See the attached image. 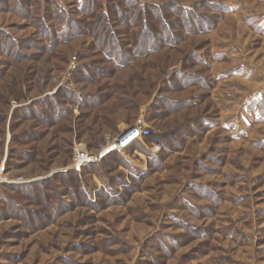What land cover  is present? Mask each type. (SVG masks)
I'll list each match as a JSON object with an SVG mask.
<instances>
[{"label": "rangeland", "instance_id": "1", "mask_svg": "<svg viewBox=\"0 0 264 264\" xmlns=\"http://www.w3.org/2000/svg\"><path fill=\"white\" fill-rule=\"evenodd\" d=\"M0 174V264H264V0H0Z\"/></svg>", "mask_w": 264, "mask_h": 264}, {"label": "built area", "instance_id": "2", "mask_svg": "<svg viewBox=\"0 0 264 264\" xmlns=\"http://www.w3.org/2000/svg\"><path fill=\"white\" fill-rule=\"evenodd\" d=\"M76 60L74 59L71 62L69 73L72 74L76 70ZM136 129H130L128 130L124 135H122L116 142L108 143L106 147H103L100 151V153L97 156V160H101L106 154L109 152H120V151H128L132 147L126 148V145H123V140L129 136L133 131ZM138 135L141 134L142 138H148L151 135V130L149 128H142L138 129V132H136ZM140 139V141H141ZM164 148V145L161 143H158L155 145L154 150L156 152L161 151ZM94 161V158L90 157L84 150L83 146H78L75 150V169L82 168L85 165L89 164L90 162ZM3 172V170H2ZM2 176V174H0Z\"/></svg>", "mask_w": 264, "mask_h": 264}, {"label": "trees", "instance_id": "3", "mask_svg": "<svg viewBox=\"0 0 264 264\" xmlns=\"http://www.w3.org/2000/svg\"><path fill=\"white\" fill-rule=\"evenodd\" d=\"M137 9H140V8L137 7ZM223 10L226 11L225 10V7H223ZM182 13L183 14L181 16L184 19V23H185V25H186L187 28L189 27V29H191L190 31H195V30L205 31V30H209V29L212 28V25L207 24V23H205V24H207V25H205L206 27L203 26V23H202L203 21L201 20V17L200 16H197V15L195 16L194 13L192 12V10H190V9L183 8L182 9ZM163 23L165 25V22L164 21H163ZM143 35L146 36L147 34L145 33ZM144 39L147 40L146 37H144ZM149 43H150V39H148L147 42H145L143 44V46H141V47L142 48H146L148 45H150ZM75 171L76 172H80V171H77V170H75Z\"/></svg>", "mask_w": 264, "mask_h": 264}, {"label": "bare ground", "instance_id": "4", "mask_svg": "<svg viewBox=\"0 0 264 264\" xmlns=\"http://www.w3.org/2000/svg\"><path fill=\"white\" fill-rule=\"evenodd\" d=\"M136 129V128H135ZM128 131V130H127ZM126 131V132H127ZM135 132H138V130L136 131L135 130ZM140 139H141V134H139L138 136H135L134 138H132V139H130L129 140V142L126 144V148H129V147H133V145L135 144V142L137 141H140ZM134 143V144H133ZM133 144V145H132ZM121 153H123V151H120ZM77 170V169H76ZM78 171V170H77ZM80 171H81V169H80Z\"/></svg>", "mask_w": 264, "mask_h": 264}, {"label": "water", "instance_id": "5", "mask_svg": "<svg viewBox=\"0 0 264 264\" xmlns=\"http://www.w3.org/2000/svg\"><path fill=\"white\" fill-rule=\"evenodd\" d=\"M80 169H81V168H79V167L77 168L78 171H80Z\"/></svg>", "mask_w": 264, "mask_h": 264}, {"label": "crops", "instance_id": "6", "mask_svg": "<svg viewBox=\"0 0 264 264\" xmlns=\"http://www.w3.org/2000/svg\"><path fill=\"white\" fill-rule=\"evenodd\" d=\"M138 142H139V141H138ZM136 143H137V142H136ZM136 143H135V144H136ZM135 144H134V145H135ZM134 145H133V146H134Z\"/></svg>", "mask_w": 264, "mask_h": 264}]
</instances>
